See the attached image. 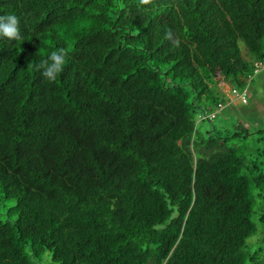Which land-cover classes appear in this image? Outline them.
Instances as JSON below:
<instances>
[{"label":"trees","instance_id":"obj_1","mask_svg":"<svg viewBox=\"0 0 264 264\" xmlns=\"http://www.w3.org/2000/svg\"><path fill=\"white\" fill-rule=\"evenodd\" d=\"M10 13L0 264L45 251L57 264H264V127L214 124L226 89L264 62V0H0ZM58 48L67 63L49 82L38 65Z\"/></svg>","mask_w":264,"mask_h":264},{"label":"rangeland","instance_id":"obj_2","mask_svg":"<svg viewBox=\"0 0 264 264\" xmlns=\"http://www.w3.org/2000/svg\"><path fill=\"white\" fill-rule=\"evenodd\" d=\"M248 104H241L239 101H231L224 109L217 112L218 120L214 122L215 125H220L225 122L224 117L232 115L233 119L240 120L249 127V130L260 129L264 127V69L256 74L251 83L248 84ZM5 208L1 207L0 220L3 221L7 218L4 215L5 210L14 206L13 201H6L2 204ZM263 237L261 229L257 227V233L248 238L247 245L254 249L259 240ZM40 264H57L51 261L50 253L45 251L41 257Z\"/></svg>","mask_w":264,"mask_h":264},{"label":"clouds","instance_id":"obj_3","mask_svg":"<svg viewBox=\"0 0 264 264\" xmlns=\"http://www.w3.org/2000/svg\"><path fill=\"white\" fill-rule=\"evenodd\" d=\"M20 19L15 14L0 15V39L15 41L20 39ZM67 63L66 52L63 48L51 50L46 53L45 58L38 67L41 75L49 82H54L64 71Z\"/></svg>","mask_w":264,"mask_h":264},{"label":"built area","instance_id":"obj_4","mask_svg":"<svg viewBox=\"0 0 264 264\" xmlns=\"http://www.w3.org/2000/svg\"><path fill=\"white\" fill-rule=\"evenodd\" d=\"M253 66H254L253 75L255 76L256 74H258L260 71H262L264 69V62L256 61V62H254ZM252 76L247 77V82L251 81ZM226 93H227V98H228V100H230V102L231 101H239V102H241V104H247V94H248L247 88H245L243 90H237L234 88H231V89L227 88ZM221 109H223V105L218 104L216 111H220ZM215 115H216V112L214 111V112L209 114L208 118L213 119L215 117Z\"/></svg>","mask_w":264,"mask_h":264}]
</instances>
